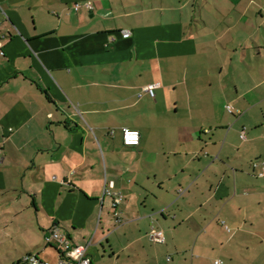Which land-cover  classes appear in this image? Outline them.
<instances>
[{"label": "crops", "instance_id": "crops-1", "mask_svg": "<svg viewBox=\"0 0 264 264\" xmlns=\"http://www.w3.org/2000/svg\"><path fill=\"white\" fill-rule=\"evenodd\" d=\"M0 20V264L52 229L92 264H264L243 155L264 148V0H0Z\"/></svg>", "mask_w": 264, "mask_h": 264}, {"label": "built area", "instance_id": "built-area-1", "mask_svg": "<svg viewBox=\"0 0 264 264\" xmlns=\"http://www.w3.org/2000/svg\"><path fill=\"white\" fill-rule=\"evenodd\" d=\"M85 6L87 8H93L92 3H86ZM82 7L81 4H77L74 8L75 11H78ZM2 24V21L0 20V25ZM130 32H124L123 37L129 38ZM112 41H115V38L112 39ZM3 43L2 38L0 37V54L3 55L4 52L2 50ZM157 86L156 85H148L145 86L142 90L146 94H149L152 98L155 97V90ZM228 109L232 112V107H228ZM141 135L140 132L137 130H132L129 128L123 129V142L124 145L127 147H135L140 144ZM264 166V162H263ZM264 177V172L262 175ZM106 195L112 196L115 198V205L119 204L123 197L120 194L113 193L110 190H106ZM153 236L160 242L165 241V236L162 232H154ZM46 241L49 245H52L59 251V262L56 264H92V258L88 253V246H80V245H74L71 243V241L60 232L59 229H52L46 238ZM222 262L220 260H217L215 264H221ZM17 264H53L49 261L41 259V257L38 254H33L25 257Z\"/></svg>", "mask_w": 264, "mask_h": 264}, {"label": "rangeland", "instance_id": "rangeland-1", "mask_svg": "<svg viewBox=\"0 0 264 264\" xmlns=\"http://www.w3.org/2000/svg\"><path fill=\"white\" fill-rule=\"evenodd\" d=\"M242 55H243L242 60H245L247 58L246 57L247 55L245 54V52L242 53ZM237 140H238V143L240 145H242L243 140L239 136H237ZM259 148L261 149L260 153H259V150L257 148L256 149L252 148L251 150H248V152L244 153L243 155H246L248 157V159H247L248 161L254 162V165L258 168V175H260V177H261L262 173L264 172V166H262L263 162H264V148L263 147H259ZM242 157H243L242 154H237L236 155V158H237L236 162H238V163L241 162ZM261 160H262V162H261ZM249 184H251L250 181H249ZM258 186H261L260 189L264 190V179L258 178L257 180H255L253 182L252 187H250V188H252V189L254 188V190H255V188H258ZM238 203L239 204L242 203V200H240ZM253 208H254V212H257V214H256L257 216L259 214L261 215V216H258L259 218L256 219V221L263 224L264 223V216H263L264 215V194L260 197V199L256 198V205ZM34 238L38 239V235L33 234V233H30V235L25 234L23 236V242L25 245H22V243L19 244V242H18L16 247H15L14 245L11 244L9 247L10 250H5L6 249V246H5V248L1 252L4 255L3 258H4L5 262L9 261L7 252H9V253L12 252L14 255H16L17 254L16 250L24 251L25 246H26L27 248H29L30 251L34 252L35 254L43 251V253L40 254L41 259L49 261L53 264L58 263L59 262V251L55 247H53L52 245H49L48 242L46 241V239L44 238V236L41 237V243H40L41 247H39V248L33 247V246L37 245L35 243Z\"/></svg>", "mask_w": 264, "mask_h": 264}, {"label": "trees", "instance_id": "trees-1", "mask_svg": "<svg viewBox=\"0 0 264 264\" xmlns=\"http://www.w3.org/2000/svg\"><path fill=\"white\" fill-rule=\"evenodd\" d=\"M20 261H21V260H20ZM20 261H19V262H20ZM16 264H17V263H16Z\"/></svg>", "mask_w": 264, "mask_h": 264}]
</instances>
